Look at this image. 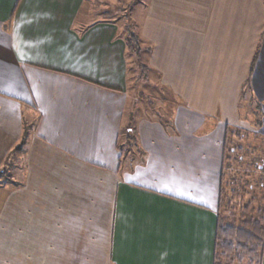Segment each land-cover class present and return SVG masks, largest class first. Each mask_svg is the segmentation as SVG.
<instances>
[{"label":"crops","instance_id":"crops-1","mask_svg":"<svg viewBox=\"0 0 264 264\" xmlns=\"http://www.w3.org/2000/svg\"><path fill=\"white\" fill-rule=\"evenodd\" d=\"M113 1L0 0V170L24 142L0 182V264H213L226 128L264 138V0L141 1L167 118L134 105Z\"/></svg>","mask_w":264,"mask_h":264},{"label":"trees","instance_id":"trees-1","mask_svg":"<svg viewBox=\"0 0 264 264\" xmlns=\"http://www.w3.org/2000/svg\"><path fill=\"white\" fill-rule=\"evenodd\" d=\"M130 7H127L129 10ZM126 8H124L125 10ZM125 40L128 51L134 53L142 78L148 80L149 66L142 59V41L139 34L127 25L129 15H125ZM149 51V48H147ZM257 48L251 71L258 59ZM249 95L251 96L248 101ZM245 106H240L242 115L255 128L263 125V101H258L252 95V89L247 80L242 94ZM247 104V105H246ZM249 106V107H248ZM250 106H253L252 109ZM244 113V114H243ZM28 128L26 130L27 138ZM245 132L227 126L223 150V168L220 174L219 201L217 210V225L213 249V264H263L264 258V151L258 157V167L255 160L250 162L252 171L242 172L243 148L239 146ZM23 145L17 147L12 157L8 159L9 166L15 156L23 150ZM252 153V151H251ZM11 161V162H10ZM7 166L0 172V178L5 176Z\"/></svg>","mask_w":264,"mask_h":264},{"label":"rangeland","instance_id":"rangeland-1","mask_svg":"<svg viewBox=\"0 0 264 264\" xmlns=\"http://www.w3.org/2000/svg\"><path fill=\"white\" fill-rule=\"evenodd\" d=\"M115 1H118V0H114L113 3ZM141 1L142 0H120L118 2V5L120 7L119 6L117 7H119L120 9L115 10V11H118L120 14L118 16H114V18H117L118 22H120L119 25L122 28V32H124L123 29H125L124 28L125 27L124 16L129 15V19L127 20V25L128 26L130 25L131 29L135 30L136 33L139 34L140 36V33H141L140 28L142 25V21L140 20V18H143V17H139V13H141V10L145 9L144 5L141 6L140 4ZM143 4H144V1H143ZM133 5H134V16H132L131 14L132 13L131 8H133L131 6ZM127 7H130L129 10L127 9ZM124 8L126 9L124 10ZM142 47L144 50V52H142V59L145 62H147V58H148L147 48H150L149 44L147 42L143 43L142 41ZM128 55H129L128 58L130 59V65L128 69L130 83H131V78L134 77V86L133 88H130V90L133 91L134 93V105H136L139 108L140 114H143V113L145 114L146 107L149 106V104L151 103L152 106H155L156 110L161 108L160 111L162 114H159L160 115L159 117L161 116H164L166 118L167 116L170 117L172 111L176 108L177 103L179 104V102L175 100L173 95L169 93L168 90H166L160 84L158 75L156 73L151 72L150 75L148 76V80L143 79L141 77L142 76L140 74L141 71H140V68L138 67L137 59L134 53L128 52ZM252 107L253 106H250L251 109ZM156 110H155V113H157ZM31 120L34 122L33 119ZM243 138L244 139L239 144V146L243 148V152H244L243 154L244 157L242 159L243 165H242L241 170L238 168L236 169L237 172L238 171H242V172L252 171L250 162H253L254 160H255L254 168L255 166L258 167L259 166L258 157L264 151V138L262 137V135H259L258 133L253 132V130L248 129V130H245V135ZM135 141L133 138L132 139H126L125 137L122 138V142H121L122 143L121 145L122 153H123L122 160L124 162L128 161L131 157H134V152H136V147H134V144L136 143ZM12 153L10 155H12ZM136 158L138 161H144L143 155H141L140 153H138ZM17 163H18V156H15L10 166L8 162L7 164H5L7 166L6 177L8 176L13 179L14 177L13 175L16 172V170L13 171L12 166H15V164L17 165ZM1 170H3V168H1ZM4 178L5 176L0 178V182H4L5 181ZM4 195H5V191L2 190V187L0 186V214H1V205L3 203L2 200L4 198ZM0 236H1V226H0ZM0 245H1V238H0Z\"/></svg>","mask_w":264,"mask_h":264}]
</instances>
